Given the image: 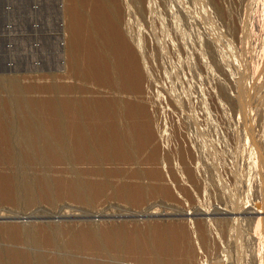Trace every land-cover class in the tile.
I'll return each instance as SVG.
<instances>
[{"label": "rangeland", "instance_id": "obj_1", "mask_svg": "<svg viewBox=\"0 0 264 264\" xmlns=\"http://www.w3.org/2000/svg\"><path fill=\"white\" fill-rule=\"evenodd\" d=\"M0 155V264H264V0H0Z\"/></svg>", "mask_w": 264, "mask_h": 264}, {"label": "bare ground", "instance_id": "obj_2", "mask_svg": "<svg viewBox=\"0 0 264 264\" xmlns=\"http://www.w3.org/2000/svg\"><path fill=\"white\" fill-rule=\"evenodd\" d=\"M128 5H130V3L128 4ZM151 12V11H150ZM116 15V14H115ZM115 24H116V22H114ZM117 26V25H116ZM209 36V35H208ZM124 37V36H123ZM211 37V36H210ZM209 37V38H210ZM211 41V40H210ZM212 43V42H211ZM215 43V42H214ZM214 45V44H213ZM215 46V45H214ZM213 46V47H214ZM207 48H209V47H207ZM210 48H211V46H210ZM211 52H212V49H211ZM213 53V52H212ZM211 53V54H212ZM199 55V54H198ZM202 59V58H201ZM203 59H204V57H203ZM205 60V59H204ZM203 60V61H204ZM260 65V64H259ZM113 69V68H112ZM235 80V79H234ZM233 80V81H234ZM140 86H141V84H140ZM225 87V86H224ZM226 88V87H225ZM147 90V89H146ZM225 90V89H224ZM233 94V93H232ZM228 95H230V94H228ZM159 97V96H158ZM230 97H231V95H230ZM233 98V97H232ZM152 99V98H151ZM118 100H120L119 98H118ZM117 100V98L115 99H112L111 101H107V103H106V107H107V110H109V108H111L114 104H117V103H119V102H121L122 100H120V101H118ZM203 104V103H202ZM130 105V104H129ZM134 105V104H133ZM146 105V104H145ZM204 107V106H203ZM138 108H140V107H138ZM150 109V108H149ZM132 110V109H131ZM180 110V109H179ZM207 110V109H206ZM137 111V110H136ZM181 111H183V110H181ZM128 112H129V110H128ZM133 112H134V110H133ZM141 112V111H140ZM140 112H139V114H140ZM132 113V112H131ZM145 113V112H144ZM143 113V114H144ZM207 113V112H206ZM113 116V115H112ZM133 116V115H132ZM114 117V116H113ZM113 117H112V119H113ZM137 117H139V116H137ZM144 117V116H143ZM148 117V116H147ZM59 118V117H58ZM110 118V117H109ZM115 118V117H114ZM136 118V117H135ZM144 118H146V117H144ZM143 118V119H144ZM149 118V117H148ZM100 120V119H99ZM102 120V119H101ZM100 120V121H101ZM138 120V119H137ZM139 121V120H138ZM60 125H63V122L62 121H57ZM149 122H150V120H149ZM148 123V122H147ZM141 124V123H140ZM117 127L118 126H120V124H118V125H116ZM144 126V125H143ZM189 127V126H188ZM55 128V127H54ZM57 129H56V131H58V128H59V125H57V127H56ZM117 129H119V128H117ZM36 130V129H35ZM34 130V132H37V131H35ZM78 130H80V129H78ZM152 130V129H151ZM6 131L7 130H5V134L3 135V136H5V142H6V144H7V147H9V148H7V151H5V152H7V159H9L8 161H10L11 163L12 162H16V160H17V150L18 149H15V148H12V145L14 146V143H12V141H10L9 139H8V134H6ZM55 131V130H54ZM148 131V130H147ZM74 132H76L77 133V131H74ZM80 131H78V133H79ZM142 132H143V130H142ZM144 132H146V131H144ZM151 132V131H150ZM1 134H3V133H1ZM143 134V133H142ZM120 135H121V133H120ZM2 136V135H1ZM122 136L123 135H121L120 137L122 138ZM145 136V135H144ZM21 138V137H20ZM2 142V141H1ZM119 142V139H117V141L115 142V143H118ZM28 143V142H27ZM109 143V141H108V139H103V141H102V143L100 142V144H101V147H103L104 146V144L105 145H107ZM58 146H57V148H60L61 147V145H65L66 144V140L65 139H63V138H61V137H59V142L58 143H56ZM5 145V144H4ZM77 147H76V146ZM103 145V146H102ZM116 145V144H115ZM28 146H29V144H28ZM74 146H75V148H74V150L77 148V152H76V150H75V152H76V154H77V156L78 157H80L81 159L82 158H89L92 154H94V149H93V147H92V145L88 142V143H83L80 139L75 143L74 142ZM4 147H6V146H4ZM66 147V146H65ZM64 147V148H65ZM19 148V147H18ZM62 148V147H61ZM72 146L69 148V147H67V150H65V149H61V151H57V152H53V151H48L49 153H50V155L52 156V158L53 157H56V156H58V157H61V159L62 158H64L67 154H68V156H69V153L72 151ZM107 148V147H106ZM22 149H23V147H22ZM24 151H26V152H29V153H32L33 151H34V149L33 150H30V149H26V150H24ZM23 151V152H24ZM102 151H105L104 149H102ZM106 151H107V149H106ZM109 151V150H108ZM22 152V153H23ZM22 153H19L18 152V154L20 155V154H22ZM67 153V154H66ZM106 153V152H105ZM27 153H25V155H26ZM24 155V156H25ZM33 155H34V152H33ZM37 155V154H36ZM36 155H34V156H36ZM49 155V154H48ZM50 155H49V158H50ZM28 156V155H27ZM31 156V155H30ZM43 156V155H42ZM47 156V155H46ZM68 156H66L67 158H68ZM6 157V156H5ZM20 157V156H19ZM29 157V156H28ZM32 157V156H31ZM39 157V156H38ZM41 157V156H40ZM58 157H56V158H58ZM34 158L35 157H33V160H34ZM46 158V157H45ZM66 158V159H67ZM0 159H1V155H0ZM30 158H28V160H29ZM40 159H42V158H40ZM26 160V159H25ZM38 160V162L40 161L39 159H37ZM36 160V161H37ZM44 160V162H45V159H43ZM57 160V159H56ZM18 161V160H17ZM35 161V160H34ZM51 161V160H50ZM53 161V160H52ZM55 161V160H54ZM14 162V163H15ZM19 162V161H18ZM37 162V163H38ZM36 163V162H35ZM41 163V162H40ZM16 164V163H15ZM18 164V163H17ZM23 164V163H22ZM18 165H20V164H18ZM38 165V164H37ZM42 165H43V163H42ZM24 166V165H23ZM20 167V166H19ZM46 168V167H45ZM42 171V170H41ZM47 171V170H46ZM69 171H71V170H69ZM22 172V171H21ZM51 172V171H50ZM42 173V172H41ZM43 173H45V172H43ZM53 173V172H52ZM194 173V172H193ZM50 175V174H49ZM17 175H15L14 176V174H13V179H14V177H16ZM43 176V175H42ZM47 176V175H46ZM52 176H53V174H52ZM48 177V176H47ZM44 178H45V176H44ZM197 179V178H196ZM15 180H17V179H15ZM45 180V179H44ZM47 180V179H46ZM45 180V181H46ZM52 180V179H51ZM50 180V181H51ZM18 181V180H17ZM49 181V180H48ZM47 181V182H48ZM49 181V182H50ZM49 182L47 183V184H49ZM16 183V185L18 184V182H15ZM43 183H46V182H43ZM146 187V186H145ZM143 188V187H142ZM147 189V188H146ZM26 201V200H25ZM230 204V203H229ZM246 208V207H245ZM179 209V208H178ZM202 210V209H201ZM248 210H249V208H248ZM180 212H176V214H184V215H193V214H219V213H231V212H228L227 210L226 211H214V212H203V211H200V212H195L194 213V211L193 212H187V211H185V210H179ZM212 211V210H211ZM252 211V210H251ZM130 212V211H129ZM237 213H238V211H236ZM236 212H233V213H236ZM254 212V211H253ZM255 212H257V211H255ZM122 213V212H121ZM124 213V212H123ZM239 213L241 214V212L239 211ZM244 213V214H243ZM245 213H252V212H242V214L243 215H245ZM258 213V212H257ZM45 214V213H44ZM57 214V213H56ZM61 214V213H60ZM77 214V213H76ZM99 214H102V213H99ZM115 214V213H114ZM50 215V214H49ZM53 215V214H52ZM51 215V216H52ZM59 215V214H58ZM64 215H67V214H64ZM90 215V214H89ZM92 215V214H91ZM95 215V214H94ZM97 215V214H96ZM106 216L108 215V214H105ZM111 215H113V214H111ZM122 215H125V216H135V215H150V216H152V215H173V213L172 212H167V213H152V212H145V213H136L135 211L133 212V211H131L130 213H127V214H122ZM239 215V214H238ZM250 215V214H249ZM12 216H14V215H4V216H2V215H0V218H3V217H12ZM36 216V214H34V213H31V214H29V215H20V216H15V217H20V218H25L26 219V221L24 222L25 224H27V223H29L28 222V220L27 219H29V218H31V217H35ZM40 216V215H39ZM59 216H62L63 217V215L61 214V215H59ZM44 217V216H43ZM52 217H54V216H52ZM105 217V216H104ZM68 220V219H67ZM137 220V219H136ZM60 221V220H59ZM115 222V221H114ZM117 222V221H116ZM121 224H123V223H121ZM109 226V225H108ZM117 226V225H116ZM160 227H163V226H160ZM17 228V227H16ZM26 228V227H25ZM122 228V227H121ZM210 228V227H209ZM49 230V231H48ZM94 230V232H95V229H93ZM167 230H169V229H167ZM12 231V230H11ZM42 232H44V231H42ZM46 232L49 234V236H47V235H45V236H47V237H49V238H47V239H49V240H54V238L56 237L55 236V231L52 229H50V228H48L47 230H46ZM57 232V231H56ZM90 232V231H89ZM92 232V231H91ZM89 233V235L87 234V238L91 241V242H93V245L95 246V244H96V241L97 242H99V239L97 238V234H94V233ZM109 232V231H108ZM98 233V232H97ZM116 234V233H115ZM206 229H205V227L203 228V227H201L200 228V235H201V237L202 238H205V236H206ZM20 236H23V234L22 235H20ZM117 235H111L110 233H109V236H108V238H109V240H111V242H112V240L115 238V244H116V240H117V237H116ZM87 239V240H88ZM147 240V239H146ZM145 240V243H144V241H142V240H140L139 238L137 239V241H132L131 243H133L134 245V248L136 249V248H138V250H142V252H143V249H144V247L146 246V245H148V243H147V241ZM120 241H123L122 239L120 240ZM53 242V241H52ZM90 243V242H89ZM159 243V244H158ZM158 243H154V245L156 246V248L158 249V250H160V249H162L163 248V246H162V243H163V240L162 239H160L159 241H158ZM149 244H151V243H149ZM114 245V244H113ZM179 247L182 249V250H184V249H186V244H185V238H183V239H180L179 240ZM120 248V247H119ZM120 250V249H119ZM185 255V251H184V253L182 254V257H181V264H185V263H188L189 261L190 262H192V255H191V253L187 256V257H185L184 256ZM21 256H22V254H21ZM63 260V259H62ZM69 262H70V260H69Z\"/></svg>", "mask_w": 264, "mask_h": 264}]
</instances>
